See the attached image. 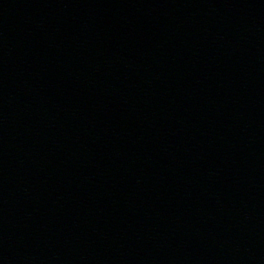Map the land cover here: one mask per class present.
I'll list each match as a JSON object with an SVG mask.
<instances>
[{
	"label": "water",
	"instance_id": "95a60500",
	"mask_svg": "<svg viewBox=\"0 0 264 264\" xmlns=\"http://www.w3.org/2000/svg\"><path fill=\"white\" fill-rule=\"evenodd\" d=\"M0 264H264V0H0Z\"/></svg>",
	"mask_w": 264,
	"mask_h": 264
}]
</instances>
